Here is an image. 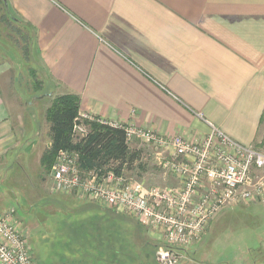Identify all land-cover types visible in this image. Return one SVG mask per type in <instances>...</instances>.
<instances>
[{"label":"crops","instance_id":"obj_1","mask_svg":"<svg viewBox=\"0 0 264 264\" xmlns=\"http://www.w3.org/2000/svg\"><path fill=\"white\" fill-rule=\"evenodd\" d=\"M3 3L31 29L32 60L45 84L58 96L75 95L79 111L190 141L205 136L209 122L241 145L261 147L264 0ZM2 66L0 215L14 209L36 264H101V252L95 251L104 243L102 229L79 231L72 225L66 232L71 207L39 184L26 186L27 191L19 184L22 177L15 169L26 165L27 158L39 170L45 131L42 121L15 112L10 77ZM28 195L34 198L25 203L29 220L24 223L8 200L19 205L18 197L26 200ZM55 237L78 245L82 255H68L65 261L50 256L47 241Z\"/></svg>","mask_w":264,"mask_h":264},{"label":"built area","instance_id":"obj_2","mask_svg":"<svg viewBox=\"0 0 264 264\" xmlns=\"http://www.w3.org/2000/svg\"><path fill=\"white\" fill-rule=\"evenodd\" d=\"M93 123L124 133L128 149L138 153L132 174L125 170L116 174L110 168L85 174L79 153L60 149L51 168L49 192L93 200L157 234L161 242L155 251L157 264H179V249L200 242L221 212L264 199V153L232 140L209 122V132L190 141L79 111L72 134L84 138ZM146 165L159 173L163 186L140 178L139 167ZM0 264H36L14 209L0 215Z\"/></svg>","mask_w":264,"mask_h":264},{"label":"rangeland","instance_id":"obj_3","mask_svg":"<svg viewBox=\"0 0 264 264\" xmlns=\"http://www.w3.org/2000/svg\"><path fill=\"white\" fill-rule=\"evenodd\" d=\"M2 26L4 27L3 24ZM15 31L16 29L12 28V34L18 37ZM2 33L3 35L0 36V67L4 65L2 67L10 77L15 101L13 107L15 106V112H21L23 119L29 117L42 121L45 133L40 143L45 152L49 148L46 143L50 144V124L45 120V111L52 101L60 96L58 93H53L52 89L45 84L46 80L42 71L33 61H29L30 65L29 62H25L21 44L15 40H8L5 32ZM89 131L88 127L87 133ZM261 134L264 138V125L260 131ZM81 138L80 135H73L71 131L73 144H78ZM257 149L264 153V140L261 147ZM55 157L50 169L40 164L38 171L33 168L35 166L31 167L28 163L29 158L26 160V165L22 160L24 164L21 163L15 169V173L22 177L19 183L23 185L22 189L27 191L26 186L39 184L40 187L49 190L51 168ZM79 166L85 174L101 173L108 169L107 166L98 167L93 162L83 168L82 162L79 161ZM139 171L141 172L140 178L144 177L147 184L158 186L165 184L159 173L150 165L140 166ZM126 174L130 176L132 170H128ZM33 198L34 196L31 195H28L26 200L18 197L19 205L8 200L9 204H13L18 217L24 223L29 220V213L24 210L25 203H33L29 201ZM54 199L71 207L66 211V232L73 229L72 225L80 227L79 231L93 230L95 227L103 230L104 243L101 247L97 245V251H95V254L101 252L103 257L101 264H157L155 250L161 245L157 234L148 233L134 220L114 210L109 209L112 213L107 212L105 210L107 208L93 200L79 199L73 195H57ZM86 205H97L98 208H85ZM47 243L51 248L48 251L50 256L60 261H65L68 255L79 254L78 245L62 244L58 237L50 238ZM179 252L182 255L179 264H264V199L254 204H240L224 210L210 222L200 242L180 248ZM81 255L80 253L78 256Z\"/></svg>","mask_w":264,"mask_h":264},{"label":"trees","instance_id":"obj_4","mask_svg":"<svg viewBox=\"0 0 264 264\" xmlns=\"http://www.w3.org/2000/svg\"><path fill=\"white\" fill-rule=\"evenodd\" d=\"M12 28L16 29L15 33L18 37L12 34ZM2 32H5L8 40H15L21 44L25 62L33 61L31 56L33 33L31 29L10 15L3 0L0 1V36L3 35ZM78 112V98L71 94L57 97L46 109L45 120L50 124V144L42 155L40 164L50 169L57 152L60 149H68L79 153L83 168L93 162L98 167L107 166L116 174L131 170L138 159V153L128 149L121 130L93 123L89 126L90 131L78 144L71 142L72 124Z\"/></svg>","mask_w":264,"mask_h":264}]
</instances>
